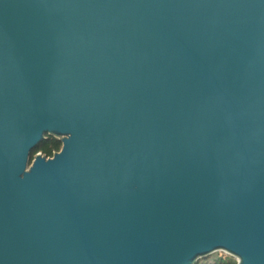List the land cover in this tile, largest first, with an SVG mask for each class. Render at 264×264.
Instances as JSON below:
<instances>
[{"label": "water", "instance_id": "water-1", "mask_svg": "<svg viewBox=\"0 0 264 264\" xmlns=\"http://www.w3.org/2000/svg\"><path fill=\"white\" fill-rule=\"evenodd\" d=\"M218 251L264 264V0H0V264Z\"/></svg>", "mask_w": 264, "mask_h": 264}, {"label": "trees", "instance_id": "trees-1", "mask_svg": "<svg viewBox=\"0 0 264 264\" xmlns=\"http://www.w3.org/2000/svg\"><path fill=\"white\" fill-rule=\"evenodd\" d=\"M60 148H61V143L56 138L47 136V138L33 152V155L36 154L37 152H41L42 154L51 157L53 153L59 151ZM210 256L199 259L196 264H237V261L233 260L232 256L216 257V258L213 257L211 258Z\"/></svg>", "mask_w": 264, "mask_h": 264}, {"label": "rangeland", "instance_id": "rangeland-1", "mask_svg": "<svg viewBox=\"0 0 264 264\" xmlns=\"http://www.w3.org/2000/svg\"><path fill=\"white\" fill-rule=\"evenodd\" d=\"M230 255L224 253V252H221V251H218V252H215L213 253L210 257L212 258H216V257H229ZM233 260H236V258L233 257ZM237 261V260H236Z\"/></svg>", "mask_w": 264, "mask_h": 264}]
</instances>
